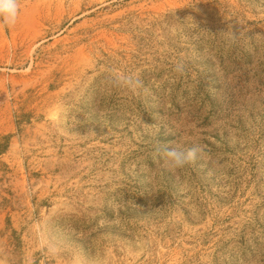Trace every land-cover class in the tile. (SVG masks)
<instances>
[{"label":"rangeland","instance_id":"obj_1","mask_svg":"<svg viewBox=\"0 0 264 264\" xmlns=\"http://www.w3.org/2000/svg\"><path fill=\"white\" fill-rule=\"evenodd\" d=\"M19 4L0 264H264V0ZM158 144L202 151L171 170Z\"/></svg>","mask_w":264,"mask_h":264},{"label":"clouds","instance_id":"obj_2","mask_svg":"<svg viewBox=\"0 0 264 264\" xmlns=\"http://www.w3.org/2000/svg\"><path fill=\"white\" fill-rule=\"evenodd\" d=\"M19 14V0H0V26H14L17 23ZM175 71L182 73L184 71L183 64L177 63ZM123 80L128 84L134 83L136 87L140 85V81L132 76H124ZM201 151L202 149L198 145L180 149L158 144L155 148V152L163 156L165 166L171 170L182 169L186 165L194 163Z\"/></svg>","mask_w":264,"mask_h":264}]
</instances>
